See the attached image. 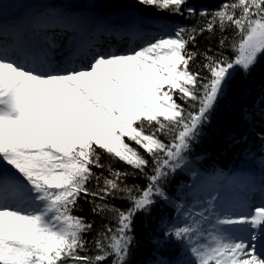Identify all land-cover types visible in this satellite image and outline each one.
<instances>
[{"label":"snow or ice","instance_id":"snow-or-ice-1","mask_svg":"<svg viewBox=\"0 0 264 264\" xmlns=\"http://www.w3.org/2000/svg\"><path fill=\"white\" fill-rule=\"evenodd\" d=\"M138 2L203 22L171 32L160 25L166 34L138 48L90 47L67 62L0 46V264H131L136 217L171 202L165 184L189 163L237 78L264 58V0H222L213 11L189 0ZM44 18L38 27L73 30V18ZM205 32H219L220 49L232 55L193 51ZM198 56L204 71L192 70ZM139 177L143 186L128 183ZM81 200L108 220L91 249L85 236L94 225L75 214ZM175 207L159 248L179 242L187 264H264V201L239 214L214 197Z\"/></svg>","mask_w":264,"mask_h":264},{"label":"trees","instance_id":"trees-1","mask_svg":"<svg viewBox=\"0 0 264 264\" xmlns=\"http://www.w3.org/2000/svg\"><path fill=\"white\" fill-rule=\"evenodd\" d=\"M222 0H189V4L200 10L213 11L218 8ZM101 7L108 11H123L135 9L150 17H165L181 26H197L200 17L175 16L169 12H159L155 8L141 5L138 0H99ZM231 35V33H228ZM220 33L214 35L205 32L198 36L197 45L189 47L193 51L201 53L212 49L214 53L223 51L226 56H231L229 50H221L219 47ZM203 57L198 56L192 65L193 71L202 69ZM258 135V136H257ZM264 152V58L257 65L253 73L234 82L230 98L222 103L211 115L208 124L203 128L199 139L193 143L188 154L189 163L183 169L178 170L165 184L171 202L158 201L156 207L148 215H138L134 222L135 243L132 248L131 264H157L160 258L176 264L177 261L185 264L188 262V254H183L185 249L175 240H169L164 248H159L155 237L164 238V230L174 221L177 204L186 201L185 192L191 183L194 174L198 171L216 172L233 170L238 167L239 160L246 165L247 154H260ZM114 167L120 170L128 169L123 163H114ZM128 183H136L143 186L146 180L143 177L129 178ZM118 208L128 207L127 203L119 199L112 200ZM92 204L84 200L80 201L76 215L84 217L93 223L94 231L85 236L89 241L88 247H93L92 240L96 231L108 220L94 215L91 211ZM89 254H92L91 252Z\"/></svg>","mask_w":264,"mask_h":264},{"label":"rangeland","instance_id":"rangeland-1","mask_svg":"<svg viewBox=\"0 0 264 264\" xmlns=\"http://www.w3.org/2000/svg\"><path fill=\"white\" fill-rule=\"evenodd\" d=\"M63 1L64 0H61L60 4ZM83 1L87 4L94 5L95 0H83ZM41 2L42 3H48L47 0H41ZM39 4H41L39 2V0H0V7L2 6L5 9H13V7L11 5H14V8L19 7L18 10H22L26 7L33 6V5H39ZM42 5H45V4H42ZM63 5H68V0L65 1V4H62V6ZM96 7L97 6L94 5V8H96ZM88 8H90V7H88ZM60 9L62 10L61 6L56 8V11L60 10ZM10 14H13V10H11V11L10 10L9 11L8 10H0V16L6 17V16H9ZM135 17H136V13H134V12L130 13L127 11V12L117 14L116 21L121 22V24L128 23V22H132V20ZM160 25H161V23H158L157 29H161ZM164 25L167 26V32H171L175 27L179 26L178 24H170L169 22H166ZM161 30L163 31V35H165L166 34L165 30H163V29H161ZM150 40H153V39H150ZM150 40L143 38L137 44H133L132 48L140 47ZM252 161L254 163H258V165L262 168V172L256 173L254 171L247 170V171H244L246 173L244 175L250 180H252V178H251L252 175H256V176H258L257 178L259 180H262L261 182L264 183V156L253 159ZM240 173L241 172H239L238 174H240ZM213 175L214 176H216V175L222 176L219 173H215ZM219 182H211L209 179L202 180V179L198 178V176H195L194 179L192 180V182L188 185L186 192H185V198H186V201L187 200L189 201V204H188L189 207H191L193 203H196L197 208H199L200 202L212 200L213 197L215 198L216 203H217V200L222 195H229V197H230L231 194L226 190V188H220L219 187L220 186ZM222 183H224V182H222ZM212 188H216L217 191L212 190ZM255 191L259 192L260 189L257 188V189H255ZM242 195H243V193H241L239 191L237 193V195H235V198H233L234 200L231 198L230 200L226 201L227 203L230 204L229 209H233V207L231 205V201H232V203H234V205H235V203H239L240 201H243ZM237 201H239V202H237ZM250 206H251V204H250Z\"/></svg>","mask_w":264,"mask_h":264},{"label":"bare ground","instance_id":"bare-ground-1","mask_svg":"<svg viewBox=\"0 0 264 264\" xmlns=\"http://www.w3.org/2000/svg\"><path fill=\"white\" fill-rule=\"evenodd\" d=\"M140 17H142V16H140ZM147 21V23H153L152 21H149V20H146ZM18 28H19V26H18ZM11 30H14V29H11ZM85 34H87V33H85ZM198 178H200V179H202V180H204V179H209L211 182H224V183H221L220 184V188H226V190L229 192V193H231V194H233L232 196H235V195H237V193H238V191L237 190H235V188L233 187V185H232V179H236L237 178V176H231V177H229V178H227V177H225V176H218V175H216V176H210V175H205V174H199L198 175ZM238 179H240V178H238ZM238 179H236L237 181H238ZM212 190H215V191H217V189L216 188H212ZM241 190V189H240ZM242 191V193L244 192V190H241ZM253 194H254V192H252ZM232 196H230L229 197V195H222L218 200H217V204L218 205H221V206H223V207H225V208H227V209H229V207H230V204L229 203H227L226 201L227 200H230L231 198H232ZM232 202V201H231ZM245 203L246 204H248V201L246 202L245 201ZM233 207V209H229V210H231L232 212H235V213H237V214H239L240 212H245V209H243V207H241L242 209H236V208H234V206H232ZM249 209H247V211H248Z\"/></svg>","mask_w":264,"mask_h":264}]
</instances>
